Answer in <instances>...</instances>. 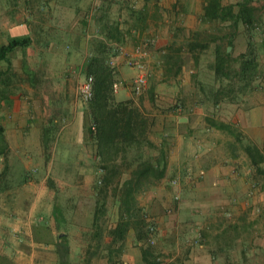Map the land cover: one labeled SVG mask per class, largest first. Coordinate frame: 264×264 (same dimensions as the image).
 I'll return each instance as SVG.
<instances>
[{"label": "crops", "instance_id": "1", "mask_svg": "<svg viewBox=\"0 0 264 264\" xmlns=\"http://www.w3.org/2000/svg\"><path fill=\"white\" fill-rule=\"evenodd\" d=\"M175 1L162 0L163 7L171 10ZM134 2L137 7L145 4ZM200 4L201 0H184L183 11L172 10L162 19L161 9L157 13L149 7L141 28L117 0H0V45L14 36L30 39L0 61V71H5L0 87L5 76L9 79L7 91L0 93V125L8 148L6 156L0 155V173L5 170V183L0 185V264H36L38 249L52 248L35 239L56 234L50 219L49 231L42 224L53 206L48 177L58 184L83 180L92 186L99 173L93 141L86 133L87 107L77 87L87 57L105 42L101 30L118 24L122 42L109 40L111 46L120 43L131 49L151 41L146 56L150 81L180 84L195 71L194 57L183 48L190 61L184 64L180 55V68L173 74L168 70L170 46L179 42L175 28L180 22L189 37L190 21L198 23ZM243 48L233 47V54ZM111 52L119 82L115 99H132L148 117L155 116L148 135L156 149L150 152L164 169L162 177L148 179L135 195L137 205L155 220L156 242L136 243L129 228L121 264H264V79L242 105L213 108L178 94L171 109L160 113L149 102L154 103L155 93L136 98L126 85L135 69ZM260 60L264 65V51ZM50 131L55 137L46 143ZM253 148L262 153L261 161L249 154ZM126 176L127 172L120 178ZM24 177L27 181L20 183ZM172 179L177 182L172 184ZM93 194L89 188L87 209L78 208L86 214L79 226L84 219L90 222ZM110 195L106 207L112 223L119 207Z\"/></svg>", "mask_w": 264, "mask_h": 264}, {"label": "trees", "instance_id": "2", "mask_svg": "<svg viewBox=\"0 0 264 264\" xmlns=\"http://www.w3.org/2000/svg\"><path fill=\"white\" fill-rule=\"evenodd\" d=\"M158 1L145 0L144 5L137 7L134 0H117L119 6L132 17L133 24L141 28L148 16L150 6L147 3L151 2V7L158 13ZM183 1L176 0L172 10L183 11ZM257 1L201 0L200 11L196 14L201 28L171 44L172 53L168 55L171 66L168 70L173 74L180 68L179 52L183 48L194 57L192 78L196 81L200 103L211 104L213 108L221 104L242 105L251 92L263 85L264 65L260 54L264 51V4L258 5ZM117 26L114 24L101 30L105 42L97 52L90 53L85 66V75L92 76L91 96L85 101L88 111L86 133L93 141V153L100 169L91 186L94 202L90 222L84 219V224L79 226L82 215L86 218V214H80L81 209L78 210L83 205L80 195L73 191L61 198L56 180L48 177L47 187L54 192L53 206L42 224L44 230L49 231L51 228L46 223L50 219L56 234L50 239L35 237L36 240L42 239L45 245L52 244V248L38 249L36 264H121L120 255L128 229L134 230L136 243L143 242L146 236L143 216L146 211L137 205L135 195L147 185L148 179L162 177L164 169L150 152L156 149L148 135L153 118L148 117L132 99H115L112 85L118 82L117 71L114 65L107 64V60L113 55V46L108 41L122 42ZM237 35L244 39V48L233 54ZM29 40L27 35L10 37L0 45V61H5L8 52L17 46L27 45ZM203 53L207 56L209 53V57L204 60L196 57ZM3 74L5 71H0V76ZM204 74L210 79H202ZM8 82L5 76L2 81L4 87H0L1 95L7 91ZM208 121L216 125L214 119ZM45 137L46 143L51 142L55 132L50 131ZM7 151V141L0 125V155L6 156ZM249 154L255 161L263 158L257 148L249 149ZM125 172L128 176L121 179V174ZM4 175L3 169L0 185L5 183ZM25 181L26 177L20 183ZM65 181L70 183V180ZM73 183L79 185L77 181ZM109 193L113 204L116 202L119 207L112 223L107 217ZM146 253L143 251V255Z\"/></svg>", "mask_w": 264, "mask_h": 264}, {"label": "rangeland", "instance_id": "3", "mask_svg": "<svg viewBox=\"0 0 264 264\" xmlns=\"http://www.w3.org/2000/svg\"><path fill=\"white\" fill-rule=\"evenodd\" d=\"M188 1V0H185ZM165 2V1H164ZM164 2H162V0H159L157 3L160 5V9H161V14H160V19H162L164 16L165 18L170 14V11H172V9H168L163 7ZM150 4V9H153L152 3L149 2ZM187 3V2H186ZM186 5H189V3H187ZM194 5V4H192ZM149 8V7H148ZM154 10V9H153ZM169 11V12H167ZM264 16V15H263ZM264 18V17H263ZM190 23H192V31H188V35L190 36L191 33L198 31V29L201 28V25L199 23H195L192 20L190 21ZM181 26H179V28H175L177 29V33H178V39L181 40L182 38H184L186 36V28L185 25L183 24V22H180ZM174 29V30H175ZM200 31V30H199ZM178 40V41H179ZM151 42V41H150ZM148 42L146 45L147 46L151 45L152 42L150 43ZM154 43V41H153ZM244 45V39L242 38V36H238L235 41H234V49L237 50L238 48H241ZM230 49V46H228ZM148 50V49H147ZM180 55L182 56V60L184 61V64H187L188 61H190V55L183 49L180 53ZM197 57L201 58V59H207L209 57V53L208 56L207 54H201V55H197ZM158 72H154L153 77H156V74ZM187 76V74H186ZM85 77V75L83 74L81 76L82 80ZM188 79L186 78L184 81H182L180 84H173V83H164V82H160V81H156V79H153V81H150V76L148 75V80H147V84L146 86L143 88V90L141 91V93L139 94H135L136 98L139 99L141 96L146 95H150V93H155L156 99L153 100V104L151 103V100H149L151 106L155 109H157L160 113L164 112V111H168L169 109H171L172 105L174 104V99L176 98V96L178 94H183L184 97L189 98L191 101L196 102H200L199 101V97H198V93H197V89L194 92L193 87L196 86V84H194V81L192 79V73L187 76ZM202 79H210L209 76H206L205 74L201 76ZM132 80V77H128L127 78V82L126 85L130 87V81ZM155 81V82H154ZM197 88V87H196ZM197 94V96H196ZM178 98V97H177ZM153 119L155 118V116H152ZM154 121V120H153ZM79 185H76V187H72V186H68V184L70 185L73 182H76ZM76 181H70V183L67 181H60V183L58 184L57 181V187L61 190L60 191V195L61 198H63V195H71L74 192H76V194L80 195L79 199L81 201H83V207L85 210L87 209V202H88V198L86 196L88 189L91 188V183H85L83 180H76ZM63 184V185H62ZM68 187V188H66ZM62 192V194H61ZM85 210H81L80 214H85L84 211Z\"/></svg>", "mask_w": 264, "mask_h": 264}, {"label": "built area", "instance_id": "4", "mask_svg": "<svg viewBox=\"0 0 264 264\" xmlns=\"http://www.w3.org/2000/svg\"><path fill=\"white\" fill-rule=\"evenodd\" d=\"M147 41H145L142 44L134 45L131 49H127L123 44L115 43L113 45V51L120 54L124 62L135 69V73L132 77V80L130 82V88L134 94H139L143 90V88L147 84L148 80V72H147V63H146V56L148 54V50L146 48ZM107 64L114 65L115 61L114 58L111 57L107 60ZM91 82H92V76L91 75H85V77L79 82L77 90L79 97L86 101L91 96ZM113 91L116 92V90L119 87V82H114L113 85ZM98 171L100 169L98 168ZM204 175V170H200L198 172V176L202 177ZM177 182L176 179H172L171 183L175 184ZM175 199H178L179 196L175 195ZM144 218L146 220V236L143 240V244L146 245H154L156 242L155 232H156V224L154 218L149 215L147 212L144 213Z\"/></svg>", "mask_w": 264, "mask_h": 264}, {"label": "water", "instance_id": "5", "mask_svg": "<svg viewBox=\"0 0 264 264\" xmlns=\"http://www.w3.org/2000/svg\"><path fill=\"white\" fill-rule=\"evenodd\" d=\"M229 48V47H228Z\"/></svg>", "mask_w": 264, "mask_h": 264}]
</instances>
